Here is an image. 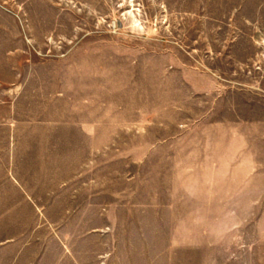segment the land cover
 I'll use <instances>...</instances> for the list:
<instances>
[{
	"label": "rangeland",
	"instance_id": "374dc122",
	"mask_svg": "<svg viewBox=\"0 0 264 264\" xmlns=\"http://www.w3.org/2000/svg\"><path fill=\"white\" fill-rule=\"evenodd\" d=\"M0 264H264V0H0Z\"/></svg>",
	"mask_w": 264,
	"mask_h": 264
}]
</instances>
